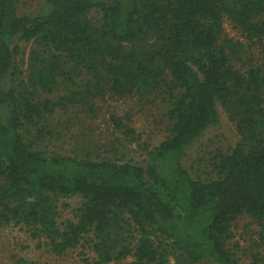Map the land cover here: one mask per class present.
<instances>
[{
	"label": "trees",
	"instance_id": "16d2710c",
	"mask_svg": "<svg viewBox=\"0 0 264 264\" xmlns=\"http://www.w3.org/2000/svg\"><path fill=\"white\" fill-rule=\"evenodd\" d=\"M44 1L32 16L0 0V225L33 230L56 255L86 240L93 257L80 264H169L158 239L177 263L237 264L233 223L264 226V0ZM227 23L256 41L258 64L235 66L241 44ZM17 42L34 45L24 72ZM98 94L162 98L164 138L145 165L34 147L53 134L54 111L91 109ZM221 110L239 141L195 178L183 158ZM69 196L81 202L60 227L57 203Z\"/></svg>",
	"mask_w": 264,
	"mask_h": 264
},
{
	"label": "rangeland",
	"instance_id": "374dc122",
	"mask_svg": "<svg viewBox=\"0 0 264 264\" xmlns=\"http://www.w3.org/2000/svg\"><path fill=\"white\" fill-rule=\"evenodd\" d=\"M44 4V0H18L17 10L19 14L34 16L45 9ZM88 18L94 22L99 18V14L92 11ZM225 33L228 38L241 44L238 45L239 53L233 60L237 68L246 69L259 63L260 48L256 41L247 40L229 23L225 24ZM16 44L20 49L17 63L24 72L34 45L32 42ZM161 99L159 96L113 99L108 95L98 94L92 100L91 109L84 106L58 109L48 118L49 129L53 134L44 136L34 147L48 154L78 158L88 156L92 159L111 158L145 165L148 152L164 138L165 105ZM113 116L120 119V128L114 126L111 120ZM24 136L32 140L31 135L24 133ZM238 141L239 136L234 125L221 110L219 124L208 127L191 145L183 158V166L195 178L207 180L212 176L211 158L217 153L228 152ZM80 202L78 196L59 197L57 222L60 227H63L66 221L75 219ZM232 231L233 238L229 247L232 248L231 252L237 264H248L254 253L264 259V226L249 217H239L233 223ZM156 243L167 247L169 264H187L174 260L173 254L176 253L170 248L168 241L158 239ZM88 247L89 244L85 240L74 250L56 255L47 241L37 236L33 230L21 225H0V264H80L83 258L93 257ZM110 264L136 263L128 256Z\"/></svg>",
	"mask_w": 264,
	"mask_h": 264
}]
</instances>
